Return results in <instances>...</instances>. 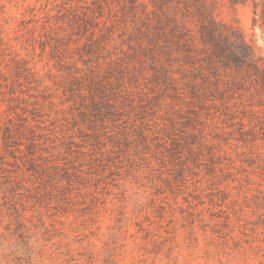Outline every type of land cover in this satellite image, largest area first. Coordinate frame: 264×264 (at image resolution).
Instances as JSON below:
<instances>
[{
  "label": "rangeland",
  "instance_id": "obj_1",
  "mask_svg": "<svg viewBox=\"0 0 264 264\" xmlns=\"http://www.w3.org/2000/svg\"><path fill=\"white\" fill-rule=\"evenodd\" d=\"M0 264H264V0H0Z\"/></svg>",
  "mask_w": 264,
  "mask_h": 264
},
{
  "label": "trees",
  "instance_id": "obj_2",
  "mask_svg": "<svg viewBox=\"0 0 264 264\" xmlns=\"http://www.w3.org/2000/svg\"><path fill=\"white\" fill-rule=\"evenodd\" d=\"M251 56V55H250ZM252 57H250V59H251ZM253 60V59H252ZM241 64V63H240Z\"/></svg>",
  "mask_w": 264,
  "mask_h": 264
}]
</instances>
